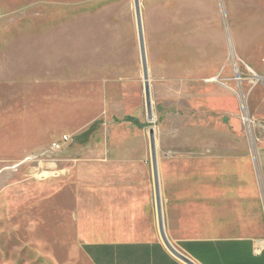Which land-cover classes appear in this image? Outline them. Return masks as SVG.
Returning a JSON list of instances; mask_svg holds the SVG:
<instances>
[{
	"label": "rangeland",
	"instance_id": "374dc122",
	"mask_svg": "<svg viewBox=\"0 0 264 264\" xmlns=\"http://www.w3.org/2000/svg\"><path fill=\"white\" fill-rule=\"evenodd\" d=\"M263 3L140 0L149 122L132 0H0V264H76L56 205L75 197L78 163L106 161L99 149L124 139L149 149L151 127L160 157L185 143L197 163L206 131L254 137L251 91L264 79L251 81L252 37H264ZM170 34L173 56L161 48Z\"/></svg>",
	"mask_w": 264,
	"mask_h": 264
},
{
	"label": "crops",
	"instance_id": "0c3cea01",
	"mask_svg": "<svg viewBox=\"0 0 264 264\" xmlns=\"http://www.w3.org/2000/svg\"><path fill=\"white\" fill-rule=\"evenodd\" d=\"M167 38L161 48L173 56L174 35ZM263 54L264 37L254 29L255 73L263 70L258 60ZM251 100L260 121L254 137L206 131L197 163L185 143L176 154L157 153L165 236L196 264H264V83L253 87ZM128 141L99 149L106 161L76 165L79 189L73 199L56 205L63 237L73 240L67 259L76 264H184L160 237L151 163L142 162L150 150L145 145L134 151L125 145ZM43 246L38 240L35 250Z\"/></svg>",
	"mask_w": 264,
	"mask_h": 264
},
{
	"label": "water",
	"instance_id": "95a60500",
	"mask_svg": "<svg viewBox=\"0 0 264 264\" xmlns=\"http://www.w3.org/2000/svg\"><path fill=\"white\" fill-rule=\"evenodd\" d=\"M132 2H133L134 14H135L137 38H138L141 69H142L146 119L147 121L151 122L153 119V114H152V106H151L148 65H147L144 34H143V27L141 20L140 0H132ZM148 142H149L150 163H151L152 177H153L154 200L156 202L157 223H158V229L161 240L167 251L176 259H178L184 264H196L192 259H190L186 255L181 253L179 250H177L165 236L163 229L162 214H161V205H160L161 197H160L159 176H158V168H157V151H156V143H155V133L153 128L151 127L148 129Z\"/></svg>",
	"mask_w": 264,
	"mask_h": 264
},
{
	"label": "built area",
	"instance_id": "2783aa9c",
	"mask_svg": "<svg viewBox=\"0 0 264 264\" xmlns=\"http://www.w3.org/2000/svg\"><path fill=\"white\" fill-rule=\"evenodd\" d=\"M235 73L237 74V79L238 80H240V72H239V69H238V67H237V69L235 70ZM252 77H253V80H251V81H258V80H260V79H264V76L263 77H261V76H259L258 74H256V73H254L253 75H252ZM244 108V107H243ZM67 140V136L66 135H63L62 136V138H61V140H60V142H65ZM59 142V143H60ZM59 146V144L58 143H53L52 144V148H57Z\"/></svg>",
	"mask_w": 264,
	"mask_h": 264
},
{
	"label": "trees",
	"instance_id": "16d2710c",
	"mask_svg": "<svg viewBox=\"0 0 264 264\" xmlns=\"http://www.w3.org/2000/svg\"><path fill=\"white\" fill-rule=\"evenodd\" d=\"M124 121H128L131 122L133 124H135L138 127H143L144 125L142 123H140L136 118L131 117V116H126L124 118ZM94 129V124L88 129V131L86 132V135L90 134V132Z\"/></svg>",
	"mask_w": 264,
	"mask_h": 264
},
{
	"label": "bare ground",
	"instance_id": "6f19581e",
	"mask_svg": "<svg viewBox=\"0 0 264 264\" xmlns=\"http://www.w3.org/2000/svg\"><path fill=\"white\" fill-rule=\"evenodd\" d=\"M230 56L231 55H233V59H235V60H237L238 58H235V53H234V51H233V49L232 48H230ZM249 68V67H248ZM240 100H241V105H242V107H244L245 106V104H244V98H242V96L240 97ZM243 120L245 121V122H247V123H249V122H251V119L247 116V113H246V110H245V107H244V115H243Z\"/></svg>",
	"mask_w": 264,
	"mask_h": 264
}]
</instances>
